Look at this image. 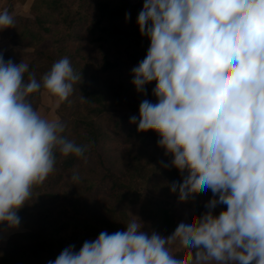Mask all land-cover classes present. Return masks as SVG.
Segmentation results:
<instances>
[{"label": "clouds", "instance_id": "1", "mask_svg": "<svg viewBox=\"0 0 264 264\" xmlns=\"http://www.w3.org/2000/svg\"><path fill=\"white\" fill-rule=\"evenodd\" d=\"M125 13V19L130 18ZM149 40L131 68L143 99L130 123L153 130L157 144L182 166L175 183L211 196L200 214L184 211L150 234L137 215L124 230L101 231L46 264H264V0H143L136 17ZM15 18L0 8V30ZM82 83L68 57L39 78L23 60L0 52V225L16 228L34 185L55 170V152L87 159L89 145L64 135L30 97L42 88L58 107ZM87 97L80 96L86 102ZM164 167L170 165L161 161ZM73 169L71 181L79 182ZM224 205L217 213V206Z\"/></svg>", "mask_w": 264, "mask_h": 264}, {"label": "trees", "instance_id": "2", "mask_svg": "<svg viewBox=\"0 0 264 264\" xmlns=\"http://www.w3.org/2000/svg\"><path fill=\"white\" fill-rule=\"evenodd\" d=\"M141 7L130 0H33L30 15H13L15 25L0 30L9 42L7 49L0 47L5 60L19 63L27 58L37 78L65 56L81 71L82 83L62 102L72 108L62 121L68 139L89 145L86 161L55 152L54 172L33 186L31 198L18 209L23 230L13 231L0 245V264H46L69 244L79 249L101 231L124 230L132 219L129 209H137L152 231L176 222L174 198L185 192L175 178L186 168L171 165V154L158 146L155 131H137L129 120L138 115L141 100L155 102L151 83L145 86L147 94L138 93L131 83L130 70L149 44L136 24ZM126 12L131 14L128 20ZM43 90L31 94L35 108ZM81 95L86 102L80 101ZM122 103L132 113L113 111ZM111 144L120 148L118 163L110 161ZM73 169L80 173L79 182L70 179ZM203 188L194 189L197 214L205 210Z\"/></svg>", "mask_w": 264, "mask_h": 264}, {"label": "rangeland", "instance_id": "3", "mask_svg": "<svg viewBox=\"0 0 264 264\" xmlns=\"http://www.w3.org/2000/svg\"><path fill=\"white\" fill-rule=\"evenodd\" d=\"M130 1L140 2L141 4H143V0H130ZM32 3H33V0H0V8H7L11 15H16V14L30 15ZM0 47L2 49H7L9 47L8 40L2 39L0 37ZM23 62L27 63V58H24ZM151 85L154 86V81L151 82ZM55 100L56 98L53 95L48 93L47 90H43L42 97L40 101L38 102L36 109L41 113V115L49 119L57 118V117L61 121L64 119H68L71 116L72 108L65 107L62 105V103L57 107L55 104ZM112 109L113 111L119 112V113H124V114L132 113L129 107L125 103H122L121 105H115L113 106ZM107 150L112 151L110 161L113 163H118L119 156H120L119 146L117 144L115 145L111 144L108 146ZM194 189L195 187L191 191L185 193L184 195L176 194L174 198L175 204L177 206L176 220L186 210L193 212L194 208H193L192 199L194 197ZM210 196H211L210 190L204 187L203 196H202L203 205L210 198ZM221 208L222 206L219 205L217 206L216 209L219 211ZM128 213L132 217V219L134 218L133 214L139 217L137 209L136 211H134L133 209H129ZM140 220L144 222V224L142 225L141 231H144L150 234L152 232L151 223L141 218ZM16 230H23V227L19 226L12 230L0 229V245L5 242V240L9 237V235L13 231H16ZM91 239H95V237H91L90 240ZM1 253L2 251L0 250V254ZM213 264H215V262H213Z\"/></svg>", "mask_w": 264, "mask_h": 264}]
</instances>
